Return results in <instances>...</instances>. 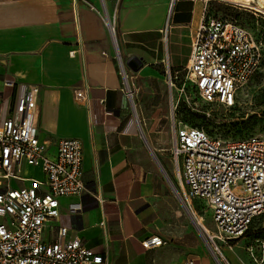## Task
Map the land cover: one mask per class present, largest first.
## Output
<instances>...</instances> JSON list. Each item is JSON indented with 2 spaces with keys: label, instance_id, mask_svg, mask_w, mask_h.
I'll list each match as a JSON object with an SVG mask.
<instances>
[{
  "label": "crops",
  "instance_id": "1",
  "mask_svg": "<svg viewBox=\"0 0 264 264\" xmlns=\"http://www.w3.org/2000/svg\"><path fill=\"white\" fill-rule=\"evenodd\" d=\"M208 4L0 0L2 116L28 90L38 88L34 120L39 139L51 153L59 140L82 143L84 191L58 199L59 217L45 226V240L66 227L69 236L100 254L104 264H212L213 255L195 223L184 220L179 210L167 222L160 216L159 198L174 187L158 178L159 166L151 154L161 155L154 129L160 121L158 97L167 88L164 65L172 71L187 68ZM104 12L114 17L113 37ZM121 67L134 77L143 138L120 91ZM78 92L85 102H78ZM181 205L189 217L191 212L201 218L188 201ZM155 236L165 244L144 249L141 242Z\"/></svg>",
  "mask_w": 264,
  "mask_h": 264
},
{
  "label": "built area",
  "instance_id": "2",
  "mask_svg": "<svg viewBox=\"0 0 264 264\" xmlns=\"http://www.w3.org/2000/svg\"><path fill=\"white\" fill-rule=\"evenodd\" d=\"M102 16L113 37L114 17L105 12ZM260 64V46L249 30L204 14L187 68L172 71L167 62L164 65L165 84L170 93H177L175 101L170 96L171 111L187 85L206 103L234 106L236 92ZM120 74V91L132 104L134 77L123 67ZM38 93V88L28 90L5 117L0 108V264H104L100 254L77 236H69L66 227H59L53 240L43 238L47 223L59 217L58 199L79 196L84 184L82 143L59 140L51 153L39 139L34 120ZM76 95L78 102L86 101L83 92ZM170 154L181 185L180 198L204 202L214 229L199 230L221 255L216 242L231 249V242L242 238L255 218L264 216V137L222 139L173 121ZM164 244L157 236L141 242L144 249Z\"/></svg>",
  "mask_w": 264,
  "mask_h": 264
},
{
  "label": "rangeland",
  "instance_id": "3",
  "mask_svg": "<svg viewBox=\"0 0 264 264\" xmlns=\"http://www.w3.org/2000/svg\"><path fill=\"white\" fill-rule=\"evenodd\" d=\"M208 5L210 16L233 21L252 33L260 46L261 64L253 77L236 92L234 106L230 108L204 102L197 92L188 85L185 94L180 97L174 113L170 108V96L175 101L176 91L173 90L170 93L169 89L165 87L160 98L158 97L160 108L157 111L160 113V121L154 129V133L158 138V152L161 155L159 154V157L156 155V158L174 187V190L166 189V194L159 198L162 201L158 203V211L166 222L175 218V212L179 210L184 216V220L189 219L191 224L195 225L193 217H189L181 205L186 200L182 198V201L179 198V194L182 192L181 185L170 154L173 121L177 126L200 128L208 135L222 139L243 140L251 137H264V12L257 13L253 9L225 0L209 2ZM137 94V91L134 90L133 101ZM131 110L143 134L144 123L135 101L131 104ZM156 170L158 178L166 182L157 166ZM186 190H188L187 187ZM187 201L196 213L203 217L205 227L208 230H213L211 213L204 212V202L192 198ZM195 226L197 227V225ZM204 239L208 250L210 248L214 253V246L208 239L205 237ZM231 243L230 249L227 244L216 242L221 255L215 252L214 256L220 264H264V216L254 220L243 238ZM212 264L218 263L212 259Z\"/></svg>",
  "mask_w": 264,
  "mask_h": 264
},
{
  "label": "bare ground",
  "instance_id": "4",
  "mask_svg": "<svg viewBox=\"0 0 264 264\" xmlns=\"http://www.w3.org/2000/svg\"><path fill=\"white\" fill-rule=\"evenodd\" d=\"M228 2H233L236 4H240L241 6L245 7V8H250L253 9L255 12L257 13H261L264 12V0H225ZM253 6V7H252ZM194 213V212H193ZM191 217H193V221L194 223L201 229L203 230H208L205 225L203 224V221L201 220V218H197L195 215H193L190 212Z\"/></svg>",
  "mask_w": 264,
  "mask_h": 264
},
{
  "label": "water",
  "instance_id": "5",
  "mask_svg": "<svg viewBox=\"0 0 264 264\" xmlns=\"http://www.w3.org/2000/svg\"><path fill=\"white\" fill-rule=\"evenodd\" d=\"M140 136L143 138V134H142L141 131H140ZM151 154H152V156H153L155 162H157V164H158V166H159V168H160V171H161L162 175L164 176L165 180H167V181L169 182V184L172 186V183L170 182L168 176L166 175V173H164V171L162 170V167H160V165H159V163H158V160H157L155 154H154L152 151H151ZM209 250H210L211 254L214 256L213 251H212L210 248H209ZM214 259L216 260V262H217L218 264H220L219 261H218V259H217L215 256H214Z\"/></svg>",
  "mask_w": 264,
  "mask_h": 264
},
{
  "label": "trees",
  "instance_id": "6",
  "mask_svg": "<svg viewBox=\"0 0 264 264\" xmlns=\"http://www.w3.org/2000/svg\"><path fill=\"white\" fill-rule=\"evenodd\" d=\"M212 2H214V1H212ZM208 15L210 16L209 11H208ZM260 217H261V216H260ZM258 218H259V217H258ZM255 219H257V218H255ZM255 219H254V220H255ZM254 220L251 222V224L254 222ZM251 224H250V225H251ZM250 225H249V226H250ZM248 228H249V227H248ZM247 231H248V229H247L246 232L244 233L243 237L245 236V234L247 233ZM243 237H242V238H243ZM240 239H241V238H240Z\"/></svg>",
  "mask_w": 264,
  "mask_h": 264
}]
</instances>
